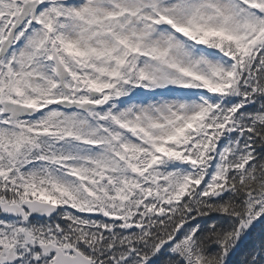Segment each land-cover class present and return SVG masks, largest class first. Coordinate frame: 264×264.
I'll return each instance as SVG.
<instances>
[{
    "label": "snow or ice",
    "instance_id": "obj_1",
    "mask_svg": "<svg viewBox=\"0 0 264 264\" xmlns=\"http://www.w3.org/2000/svg\"><path fill=\"white\" fill-rule=\"evenodd\" d=\"M0 264H264V0H0Z\"/></svg>",
    "mask_w": 264,
    "mask_h": 264
}]
</instances>
